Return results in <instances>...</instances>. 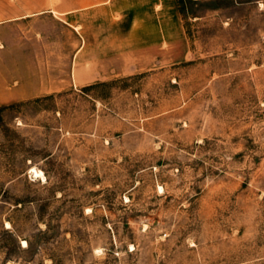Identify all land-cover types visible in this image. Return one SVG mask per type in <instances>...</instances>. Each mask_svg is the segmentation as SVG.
Returning <instances> with one entry per match:
<instances>
[{"label":"rangeland","instance_id":"obj_1","mask_svg":"<svg viewBox=\"0 0 264 264\" xmlns=\"http://www.w3.org/2000/svg\"><path fill=\"white\" fill-rule=\"evenodd\" d=\"M177 2L185 61L0 105V264H264V0Z\"/></svg>","mask_w":264,"mask_h":264},{"label":"crops","instance_id":"obj_2","mask_svg":"<svg viewBox=\"0 0 264 264\" xmlns=\"http://www.w3.org/2000/svg\"><path fill=\"white\" fill-rule=\"evenodd\" d=\"M189 53L177 0H0L3 87L30 81L46 89L5 91L0 105L50 93L49 82L91 86L178 64Z\"/></svg>","mask_w":264,"mask_h":264},{"label":"bare ground","instance_id":"obj_3","mask_svg":"<svg viewBox=\"0 0 264 264\" xmlns=\"http://www.w3.org/2000/svg\"><path fill=\"white\" fill-rule=\"evenodd\" d=\"M36 169V168H35ZM34 170V169H33ZM35 172H37V173H39V171H37V170H34ZM40 173H42L41 171H40ZM43 175H45V174H43ZM36 176H38V175H36ZM42 176V175H41ZM44 178V177H43Z\"/></svg>","mask_w":264,"mask_h":264},{"label":"trees","instance_id":"obj_4","mask_svg":"<svg viewBox=\"0 0 264 264\" xmlns=\"http://www.w3.org/2000/svg\"><path fill=\"white\" fill-rule=\"evenodd\" d=\"M91 86H93V85H91Z\"/></svg>","mask_w":264,"mask_h":264}]
</instances>
